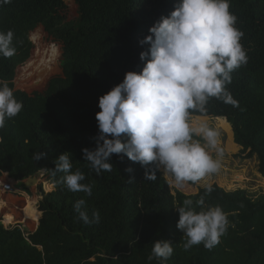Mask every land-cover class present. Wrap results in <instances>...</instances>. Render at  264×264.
<instances>
[{
    "label": "trees",
    "instance_id": "trees-1",
    "mask_svg": "<svg viewBox=\"0 0 264 264\" xmlns=\"http://www.w3.org/2000/svg\"><path fill=\"white\" fill-rule=\"evenodd\" d=\"M73 1L78 6L75 20L67 19L65 0L0 5V31L14 32L16 49L10 58L0 56V81L23 104L0 128V169L16 180L46 170L55 186L42 190V216L35 231L0 220V264H264V197L217 183L210 193L204 187L197 194H175L161 170H155V181H145V168L126 156L112 154L111 172L100 175L83 158L82 149L96 147L99 97L122 82L126 72L141 71L140 53L149 45L141 46L139 40L170 15L178 0ZM230 11L244 33L241 44L248 57L227 85L238 106L212 98L204 112L190 115L229 122L242 153L257 157L264 176V0H230ZM39 25L61 44L62 74L51 77L45 90L28 93L15 88L14 69L34 53L31 32ZM41 152L43 158L35 160ZM63 153H70L72 171L84 173L82 183L92 187L91 196L69 191L61 182L65 174H53V161ZM129 167L133 172L125 171ZM201 198L203 205L197 203ZM80 199L86 201L90 219L93 211L99 212V223L78 219L74 204ZM185 199L197 211L219 206L226 215L227 230L211 250L203 244L183 249L186 238L176 226L175 209ZM156 240L173 244L166 261L148 260Z\"/></svg>",
    "mask_w": 264,
    "mask_h": 264
},
{
    "label": "clouds",
    "instance_id": "clouds-1",
    "mask_svg": "<svg viewBox=\"0 0 264 264\" xmlns=\"http://www.w3.org/2000/svg\"><path fill=\"white\" fill-rule=\"evenodd\" d=\"M10 2L0 0V5ZM236 21L230 0H178L170 15L162 16L149 28L150 34L139 40L141 46L149 45L140 53L144 62L141 71L126 72L122 82L98 99L96 147L82 149L84 161L97 175L111 172L112 154L121 159L126 156L144 167L145 181H155V170H162L182 186L219 171V157L224 153L218 130L207 123L193 127L189 117L194 110L204 112L212 98L238 106L227 85L232 81L231 73L245 65L248 57L241 44L244 33ZM13 41L12 30L0 31V56L15 54ZM22 108L13 89L0 81V128ZM69 154H60L53 161V174H65L61 182L69 191L91 196L92 187L82 183L84 173L72 171ZM43 156L37 153L34 159ZM125 171L131 173L133 169ZM205 191L210 193L211 186L206 185ZM197 203L203 205V198ZM74 209L84 224L100 222L98 211L89 218L84 199L76 201ZM175 210L179 214L176 226L186 238L185 251L200 244L211 250L227 230L228 220L219 206L197 211L193 201L185 199ZM173 251L171 241L156 240L148 260L166 261Z\"/></svg>",
    "mask_w": 264,
    "mask_h": 264
},
{
    "label": "rangeland",
    "instance_id": "rangeland-1",
    "mask_svg": "<svg viewBox=\"0 0 264 264\" xmlns=\"http://www.w3.org/2000/svg\"><path fill=\"white\" fill-rule=\"evenodd\" d=\"M65 2L67 5L65 10L67 19L75 20L78 17L77 4L73 0H65ZM31 40L35 48L34 53L32 51L29 60L14 69L15 88L24 90L28 93L45 90L51 77L62 74L61 44L55 42L42 25H39L31 32ZM189 119L193 127H197L202 123H207L209 126L218 130L220 134L219 147L223 150L224 155L219 157V171L203 178L199 182H185L182 186H177L171 176L165 175L173 193L176 194L178 191H181L186 194H197L206 185L211 186L217 183L226 190L241 188L246 189L248 193L255 198L264 197V176L259 171L258 159L256 156L248 157L242 153V146L235 142L231 124L229 122L220 121V119L213 116L190 115ZM194 139L199 140L200 137H194ZM212 155L216 158L215 152H213ZM34 184L35 182L31 183V186ZM49 185L51 188H48ZM49 185L46 186V192L54 190V184ZM6 213L4 210H0V220H2L6 226L21 222L20 218L15 214L14 219H12V216H10L11 218L8 216L11 222L7 223L5 221ZM21 224L27 231H34L36 228L35 225L29 227L24 223Z\"/></svg>",
    "mask_w": 264,
    "mask_h": 264
},
{
    "label": "crops",
    "instance_id": "crops-1",
    "mask_svg": "<svg viewBox=\"0 0 264 264\" xmlns=\"http://www.w3.org/2000/svg\"><path fill=\"white\" fill-rule=\"evenodd\" d=\"M39 173L35 175L37 180L30 181V185L27 184L28 178L24 180L6 178V180H10L14 183L15 190L6 192L2 190L3 192H0V210H4L5 213L7 212L5 216H12V219H14V215L17 214V217L21 220V222L19 221L20 223H24L29 227L35 225L36 228L39 226L40 218L42 216V211L39 209L42 190L45 191L48 184H54L50 182L46 170H42ZM33 182H35V184L31 186V183ZM28 203L34 205V208L37 210L36 214L38 215L34 214L32 217H24Z\"/></svg>",
    "mask_w": 264,
    "mask_h": 264
},
{
    "label": "built area",
    "instance_id": "built-area-1",
    "mask_svg": "<svg viewBox=\"0 0 264 264\" xmlns=\"http://www.w3.org/2000/svg\"><path fill=\"white\" fill-rule=\"evenodd\" d=\"M6 178H10L7 172H4L0 169V186L3 191H14V183L10 180H6Z\"/></svg>",
    "mask_w": 264,
    "mask_h": 264
},
{
    "label": "bare ground",
    "instance_id": "bare-ground-1",
    "mask_svg": "<svg viewBox=\"0 0 264 264\" xmlns=\"http://www.w3.org/2000/svg\"><path fill=\"white\" fill-rule=\"evenodd\" d=\"M40 45V44H39ZM30 70H31V67H30ZM30 181H33V180H30ZM37 213V210L34 208V205L33 204H31V203H28V205H27V207H26V210H25V218H28V217H32V216H34V214H36ZM5 221L7 222V223H10L11 222V219L8 217V216H6L5 217Z\"/></svg>",
    "mask_w": 264,
    "mask_h": 264
},
{
    "label": "water",
    "instance_id": "water-1",
    "mask_svg": "<svg viewBox=\"0 0 264 264\" xmlns=\"http://www.w3.org/2000/svg\"><path fill=\"white\" fill-rule=\"evenodd\" d=\"M30 180L36 181L37 178H36L35 175L32 176V177H29V178L27 179V184H28V185H30V184H29V183H30ZM0 187H1V186H0ZM0 192H3L1 188H0ZM37 228H38V227H37ZM37 228H35L34 231H35Z\"/></svg>",
    "mask_w": 264,
    "mask_h": 264
}]
</instances>
